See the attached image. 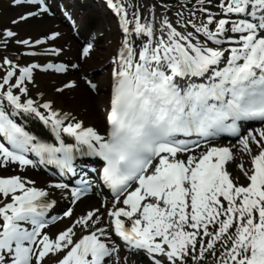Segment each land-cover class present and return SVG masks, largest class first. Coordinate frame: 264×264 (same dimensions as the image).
<instances>
[{"label": "snow or ice", "instance_id": "obj_1", "mask_svg": "<svg viewBox=\"0 0 264 264\" xmlns=\"http://www.w3.org/2000/svg\"><path fill=\"white\" fill-rule=\"evenodd\" d=\"M11 3L35 9L12 19V25L49 12L45 0ZM189 3L181 0V9ZM211 3L195 0L188 17L177 11L173 22L166 3L109 0L122 40L111 59L103 134L53 101L31 98L28 84L40 64L20 66L0 58V168L35 167L37 161L28 156L33 153L40 164L59 169L61 178L75 177L77 157H98L103 165L93 171L112 193L111 202L79 216L68 207L62 217L49 219L56 203L51 190H70L75 204L90 183L81 178L70 188L63 179L53 180L45 189L22 175H0V264H142L145 259L148 264H207L209 257L215 264H264V0H218V12L210 10ZM158 7L165 11L157 15ZM60 35L52 32L33 42L4 28L0 42L6 46L12 39L31 47ZM92 50L91 44L84 46L81 59ZM49 51L59 55L61 50ZM48 69L67 70L53 64L42 70ZM83 79L91 93H99L97 83L87 75ZM76 87L70 81L55 91ZM17 116L38 118L58 146L30 134ZM240 121L260 126L241 133ZM221 132L237 137L250 169L236 162V146L209 145L196 153L198 140L179 138L206 141ZM230 164L243 173L246 186L234 182ZM80 173L87 175L84 168ZM65 218L63 229L47 231L50 223ZM122 247L131 262L121 257Z\"/></svg>", "mask_w": 264, "mask_h": 264}, {"label": "bare ground", "instance_id": "obj_2", "mask_svg": "<svg viewBox=\"0 0 264 264\" xmlns=\"http://www.w3.org/2000/svg\"><path fill=\"white\" fill-rule=\"evenodd\" d=\"M34 9L29 5H9V3L0 1V24H11V20L18 18L21 13H26L28 10ZM94 11L91 10L90 14L93 15ZM13 30L18 33L17 39H30L35 41L36 39H41L42 34H51L52 32H59L61 35L57 37L56 40H49L43 45H18V48L13 50H3L0 48V55L7 54L9 55L14 63H17L20 66H27L31 63H41L43 61H63L68 64V69L61 75H55V73L44 72L41 69H36L34 71V83H29V95L34 100L43 102L44 100H51L54 102V107L61 109L63 111H71L78 118L83 119L86 124L89 126H94L100 130L101 127H105V110L102 106H106L108 102V93H109V70L104 72L101 76V81H99L98 87L102 90L100 94L101 105L97 106L94 101L93 94L89 91L88 87L84 81L80 80L81 75H89V72L103 66V61L101 57H106L108 61H111L112 57L115 54V51L118 47L116 38L122 37L121 34L117 33V29L114 28L112 34L111 44L106 47H102L97 50V53L93 54L92 58L81 59L80 49L81 46L77 47L78 41L73 37V35L66 30L62 25L61 21L55 17L50 16L49 13L43 15V17L30 19L28 22H22L19 25H12ZM106 39L109 37L106 35ZM57 45L63 48V52L54 56L49 49H52V46ZM35 52V56L29 55L28 53ZM6 56V55H5ZM105 58V60H106ZM89 61V62H88ZM43 65V64H42ZM41 65V66H42ZM73 65H78L77 68H74ZM86 66L87 71H82L80 66ZM95 72V71H94ZM3 73L0 72V75ZM108 74V75H107ZM67 80L75 81L77 87L74 89H69L64 91L66 93H57L55 89L57 87L63 86L64 83L61 82L62 78ZM39 93H43L44 96L41 97ZM98 107V109H97ZM29 119V117H24ZM25 122V119L22 121ZM26 129V128H25ZM32 132V134H34ZM241 153V151H240ZM240 157L245 159V154H241ZM245 168L247 165L244 163ZM9 168V166H8ZM232 172L235 175H241L242 172L237 168H232ZM0 173L8 174V170L5 168H0ZM18 175H22L26 179H32L36 181V186L41 188H47L48 184L51 182V179L43 174L32 171L30 168L21 169V171L15 172ZM246 179L242 178V182ZM67 194L62 193L61 190H51L50 199H55L56 207L59 213H63L62 206L66 203H70V198L66 196ZM101 202L96 199L94 195L89 196L87 199H82L78 201L74 206V214L79 216L85 213L87 210L92 208L100 207ZM103 210V209H102ZM68 223V219L65 218L60 220L53 226H51L48 231L52 234H55L58 230L63 229ZM125 254H122L121 257H124ZM133 257L131 256V261Z\"/></svg>", "mask_w": 264, "mask_h": 264}, {"label": "rangeland", "instance_id": "obj_3", "mask_svg": "<svg viewBox=\"0 0 264 264\" xmlns=\"http://www.w3.org/2000/svg\"><path fill=\"white\" fill-rule=\"evenodd\" d=\"M154 1H157V3H160L159 0H153V2ZM134 2H136V3L138 2V4L141 5V6L146 4L145 0H131L130 4H134ZM141 14L144 17H148L149 16V13H148L147 9H142V13ZM94 19H95V21L93 22L92 27L91 26H83V30L90 29V27H91L90 31H93L92 32V36L100 37L99 39H94L96 41V45H94L95 46L94 51H95V50H98L103 45L107 46L108 42L107 43L104 42L103 36H105L106 33H109L112 30V26H111V23L108 20V18L107 17H103V15L101 13L97 12L95 14V16H94ZM172 19H174V18H172ZM6 25H8V24H5V23L0 24V30H3L5 27L9 28ZM103 25L105 27H103ZM100 28H101V30L99 31ZM104 28H106V29H104ZM99 34L101 36H99ZM91 56H93V54ZM103 72H104V70L102 71L101 69L100 70L97 69L96 72H95L96 75H94L95 78L92 79V80L95 81V83L98 84V82L100 81V76L102 75ZM100 93H101V91L99 90L98 95L94 97V101H95L97 106H99L101 104L100 96H99ZM97 109H98V107H97ZM144 264H147V263L145 262Z\"/></svg>", "mask_w": 264, "mask_h": 264}]
</instances>
